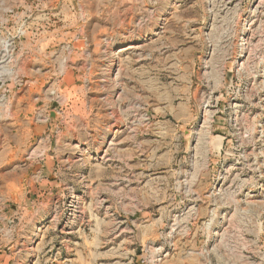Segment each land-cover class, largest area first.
<instances>
[{
    "label": "rangeland",
    "instance_id": "rangeland-1",
    "mask_svg": "<svg viewBox=\"0 0 264 264\" xmlns=\"http://www.w3.org/2000/svg\"><path fill=\"white\" fill-rule=\"evenodd\" d=\"M0 264H264V0H0Z\"/></svg>",
    "mask_w": 264,
    "mask_h": 264
},
{
    "label": "bare ground",
    "instance_id": "bare-ground-1",
    "mask_svg": "<svg viewBox=\"0 0 264 264\" xmlns=\"http://www.w3.org/2000/svg\"><path fill=\"white\" fill-rule=\"evenodd\" d=\"M74 197V196H73ZM80 209V208H79Z\"/></svg>",
    "mask_w": 264,
    "mask_h": 264
}]
</instances>
